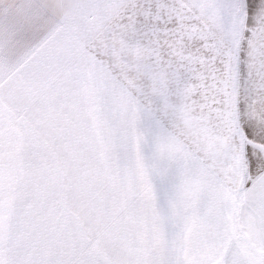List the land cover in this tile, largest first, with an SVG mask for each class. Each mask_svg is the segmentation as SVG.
<instances>
[{
    "label": "snow or ice",
    "instance_id": "obj_1",
    "mask_svg": "<svg viewBox=\"0 0 264 264\" xmlns=\"http://www.w3.org/2000/svg\"><path fill=\"white\" fill-rule=\"evenodd\" d=\"M0 264H264V0H0Z\"/></svg>",
    "mask_w": 264,
    "mask_h": 264
}]
</instances>
